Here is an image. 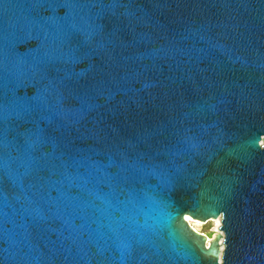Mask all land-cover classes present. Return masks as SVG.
<instances>
[{"label": "water", "instance_id": "water-1", "mask_svg": "<svg viewBox=\"0 0 264 264\" xmlns=\"http://www.w3.org/2000/svg\"><path fill=\"white\" fill-rule=\"evenodd\" d=\"M0 264H264V0H0Z\"/></svg>", "mask_w": 264, "mask_h": 264}]
</instances>
